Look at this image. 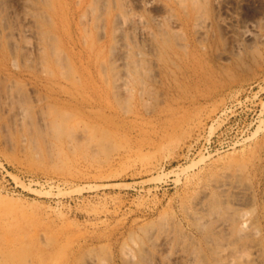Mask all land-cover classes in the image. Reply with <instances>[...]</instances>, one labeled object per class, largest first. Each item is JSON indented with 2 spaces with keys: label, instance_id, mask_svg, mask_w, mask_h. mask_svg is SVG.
Returning a JSON list of instances; mask_svg holds the SVG:
<instances>
[{
  "label": "rangeland",
  "instance_id": "1",
  "mask_svg": "<svg viewBox=\"0 0 264 264\" xmlns=\"http://www.w3.org/2000/svg\"><path fill=\"white\" fill-rule=\"evenodd\" d=\"M0 264H264V0H0Z\"/></svg>",
  "mask_w": 264,
  "mask_h": 264
},
{
  "label": "bare ground",
  "instance_id": "2",
  "mask_svg": "<svg viewBox=\"0 0 264 264\" xmlns=\"http://www.w3.org/2000/svg\"><path fill=\"white\" fill-rule=\"evenodd\" d=\"M118 20H119V18H118ZM120 21V20H119ZM246 31H244V33H245ZM57 125V124H56ZM62 127V126H61ZM58 129H59V127H58ZM61 129V128H60ZM226 182V181H225ZM221 184V183H220ZM225 183H223V184H221V185H219V187L217 188L216 187V190L217 189H219L220 190V192L222 193V192H224L227 188L225 187V185H224ZM230 190V189H229ZM218 191V190H217ZM219 192V191H218ZM229 192V191H228ZM232 192V191H231ZM227 193V192H226ZM235 193V192H234ZM223 194V193H222ZM200 198V197H199ZM200 202V201H199ZM234 203V202H233ZM199 204H201V203H199ZM204 206V205H203ZM202 206V207H203ZM195 207H197V206H195ZM202 207L200 208L199 206L197 207V208H200V209H202ZM205 208V207H204ZM204 208L202 209V210H204ZM200 209H199V211H200ZM198 210V209H197ZM201 210V211H202ZM198 211V212H199ZM194 213V212H193ZM203 213H205V211H203ZM243 213H246V212H243ZM242 213V216H244V214ZM195 214V213H194ZM198 214V213H197ZM200 214V213H199ZM241 214V213H240ZM193 215V214H192ZM196 215V214H195ZM194 217V216H193ZM199 217V215H197V217H194L195 219H201L200 217ZM203 217V216H202ZM243 218V217H242ZM237 219H239V218H237ZM206 221V220H205ZM222 224V223H221ZM225 225V224H224ZM246 225V224H245ZM243 228V227H242ZM244 229V228H243ZM242 230V229H241ZM240 230V231H241ZM252 230V229H251ZM242 232V231H241ZM253 232V231H252Z\"/></svg>",
  "mask_w": 264,
  "mask_h": 264
}]
</instances>
